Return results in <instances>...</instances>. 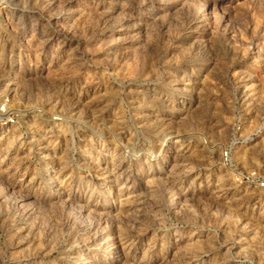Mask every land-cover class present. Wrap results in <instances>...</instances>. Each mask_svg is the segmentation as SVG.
<instances>
[{"label":"rangeland","instance_id":"1","mask_svg":"<svg viewBox=\"0 0 264 264\" xmlns=\"http://www.w3.org/2000/svg\"><path fill=\"white\" fill-rule=\"evenodd\" d=\"M250 171L264 0H0V264H264Z\"/></svg>","mask_w":264,"mask_h":264},{"label":"built area","instance_id":"2","mask_svg":"<svg viewBox=\"0 0 264 264\" xmlns=\"http://www.w3.org/2000/svg\"><path fill=\"white\" fill-rule=\"evenodd\" d=\"M225 157H228V155L225 154ZM235 174L240 184H244L249 188H255L264 191V174H261L257 171L240 172Z\"/></svg>","mask_w":264,"mask_h":264}]
</instances>
